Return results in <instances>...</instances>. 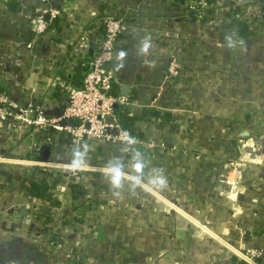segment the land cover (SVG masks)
Here are the masks:
<instances>
[{
  "label": "crops",
  "instance_id": "crops-1",
  "mask_svg": "<svg viewBox=\"0 0 264 264\" xmlns=\"http://www.w3.org/2000/svg\"><path fill=\"white\" fill-rule=\"evenodd\" d=\"M178 1L0 0V93L56 106L57 88L90 65L105 14L117 12L126 29L108 63L113 89L123 96L125 85L129 113L143 112L134 148L107 152L95 141L74 169L75 146L89 138L54 139L38 163L22 153L39 151L42 134L0 121V264H264V0H215L209 12ZM37 15L46 28L34 38ZM37 163L56 172L59 205L46 230L38 201L4 182ZM109 167L121 173L118 189ZM154 170L165 183L150 182ZM80 174L86 195L75 208L68 183Z\"/></svg>",
  "mask_w": 264,
  "mask_h": 264
},
{
  "label": "built area",
  "instance_id": "built-area-1",
  "mask_svg": "<svg viewBox=\"0 0 264 264\" xmlns=\"http://www.w3.org/2000/svg\"><path fill=\"white\" fill-rule=\"evenodd\" d=\"M43 1L48 2L49 0ZM178 4L185 10V8L193 9L197 5L206 3L205 0H180ZM44 11L52 18L61 16V12L51 5L46 6ZM32 21L35 38L45 31L46 24L43 22L42 15L35 16ZM103 25L104 33L98 41L94 57L90 62V69L83 75L78 87L67 86V104L60 115L48 117L39 106H35L33 103L20 105L8 95L0 93V121L11 120L24 126H32L37 131H45L48 128L63 131L71 135L74 145H79L85 137L105 145L124 144L134 148L138 143V138L133 136L130 128L123 127L118 116H115L114 105H119L123 111H128L127 100L124 96L114 92V77L108 68L115 45L126 29V23L120 15L106 16L103 18ZM177 73L178 64L171 61L167 68V74L174 77ZM63 120H76L78 123L71 125L62 123ZM126 137L134 138V143H127ZM31 160L33 159L31 158ZM30 162L33 163V161ZM72 169L74 168L72 167ZM257 254L256 251L250 249L246 251V256L249 258Z\"/></svg>",
  "mask_w": 264,
  "mask_h": 264
},
{
  "label": "trees",
  "instance_id": "trees-1",
  "mask_svg": "<svg viewBox=\"0 0 264 264\" xmlns=\"http://www.w3.org/2000/svg\"><path fill=\"white\" fill-rule=\"evenodd\" d=\"M215 0H205V10L209 12L211 9L209 6L210 4L214 3ZM202 5V4H201ZM119 14L117 12L114 13H109L105 14L106 16H118ZM56 20L58 19L57 17L55 18ZM103 24V22H102ZM90 69V65L85 62V64H80L78 66V70H76V74L74 77V82L71 84V87H78L81 84V80L83 75ZM118 92V91H117ZM56 99L59 100L58 104L53 107L54 104L48 105L42 108L43 113L46 116H58L61 114L62 109L64 106L67 104V93H66V88L60 87L57 88V92L55 93ZM115 112L118 114L119 122L123 127L130 128L133 125V122L135 121V118L142 116V113H135V114H130L129 111H123L121 106H117L115 109ZM62 123H68L71 125H75L78 123L76 120H63ZM39 134L41 135V138L44 140L43 144L48 146L49 148H52V142L54 139L60 138L62 136L67 135V133L63 131H56L54 129H47L45 131H39ZM96 140L90 139L89 141L83 140L81 143V147H76L75 149L80 150L81 154L83 151H86L88 145L92 144L93 142L95 143ZM99 145H101V148L109 151L108 149L113 148L112 145H105L101 142L96 141ZM97 144V145H98ZM68 146L70 149H74L73 146L68 143ZM94 145H92L93 147ZM115 146V145H114ZM131 148V147H130ZM22 157H29L32 158L34 161L39 163V151L37 149L24 152L22 153ZM65 157V155H62V158ZM65 159V158H64ZM65 159L63 162L66 163ZM35 165L31 169L24 171L21 174H15V175H5V183L8 184L9 186L12 184H17L19 187L23 190H25L32 198L36 199L38 201L37 207H34V217L38 222H40L43 225V229H49V227H52L54 225V218H55V212L51 210L52 207H58L59 205V200L55 195L54 188L56 186L55 184V179L53 175L56 173L54 170L45 167V166H40V165ZM89 178V177H87ZM85 182L86 178L83 179V176L80 174L79 178L77 177L76 179H73L72 182L68 183V189L69 192L71 193V198L77 202V205L75 206L78 207L81 205L82 198L86 195L85 191ZM0 186H4L3 184L0 183ZM71 208H69L70 211ZM67 210V209H66ZM66 210H63L64 212ZM64 213L63 218L67 213Z\"/></svg>",
  "mask_w": 264,
  "mask_h": 264
},
{
  "label": "clouds",
  "instance_id": "clouds-1",
  "mask_svg": "<svg viewBox=\"0 0 264 264\" xmlns=\"http://www.w3.org/2000/svg\"><path fill=\"white\" fill-rule=\"evenodd\" d=\"M146 48H147V44L144 45V49H146ZM121 55H123V54H121ZM125 139L127 140V143H129V144L134 143V138H132V137H126ZM75 155L77 157H79L81 154L76 153ZM81 164H82V161L74 160L71 164V167L78 168L81 166ZM134 167H135L136 171H140L144 167V164L143 163H137L136 165H134ZM104 171H105V174L107 175V178H108L111 186L115 189H118L120 187L119 177L121 175L119 170L114 168V167H109V168L104 169ZM150 182L153 184H159V185H162L163 183H165L163 176L159 173L158 170H154V176ZM136 183H140L138 178H136Z\"/></svg>",
  "mask_w": 264,
  "mask_h": 264
},
{
  "label": "water",
  "instance_id": "water-1",
  "mask_svg": "<svg viewBox=\"0 0 264 264\" xmlns=\"http://www.w3.org/2000/svg\"><path fill=\"white\" fill-rule=\"evenodd\" d=\"M120 88L122 89L123 96L126 98L128 94L125 93V90H126L125 85H122ZM116 107H117V105H114V109H116ZM39 153H40V157H39L40 161L45 163L49 158L50 149L48 146L43 145L40 147ZM21 211H23V208L21 209Z\"/></svg>",
  "mask_w": 264,
  "mask_h": 264
},
{
  "label": "rangeland",
  "instance_id": "rangeland-1",
  "mask_svg": "<svg viewBox=\"0 0 264 264\" xmlns=\"http://www.w3.org/2000/svg\"><path fill=\"white\" fill-rule=\"evenodd\" d=\"M92 145H94V144H92ZM81 146H82V145H81ZM112 146H114V145H112ZM93 147H94V146H93ZM93 147H92V148H93ZM81 149H82V147H81ZM112 149H113V148H112ZM82 150H83V149H82ZM262 150H263V149H262ZM258 154H259V153H258ZM81 156H83V155L81 154V155L78 157V160H80V161H85V158H83V157L81 158ZM235 161H236V160H234L232 164H234ZM82 163H83V162H82ZM231 169H234V167H233L232 165H231Z\"/></svg>",
  "mask_w": 264,
  "mask_h": 264
}]
</instances>
